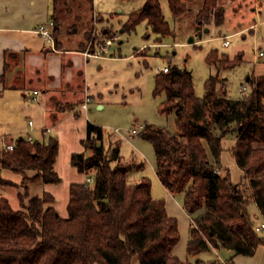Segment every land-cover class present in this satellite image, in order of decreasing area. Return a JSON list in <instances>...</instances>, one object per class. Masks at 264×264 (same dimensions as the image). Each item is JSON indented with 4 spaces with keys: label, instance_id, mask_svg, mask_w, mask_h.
Masks as SVG:
<instances>
[{
    "label": "trees",
    "instance_id": "1",
    "mask_svg": "<svg viewBox=\"0 0 264 264\" xmlns=\"http://www.w3.org/2000/svg\"><path fill=\"white\" fill-rule=\"evenodd\" d=\"M193 1L168 0L173 17L188 13ZM219 1L204 0L198 28L212 17L216 26L224 23L225 8ZM52 2L58 38L64 24L60 16L72 10L62 7L69 0ZM77 15L73 28L82 19ZM142 22L160 40L172 34L161 0H145L129 15L124 31L130 33ZM206 60L218 72L205 82L202 99L187 68L175 65L170 73H156L153 94H166L159 112L175 114L177 131L146 123L141 136L154 146L162 185L184 195V207L192 217L188 254L197 256L214 247L252 256L264 245L249 211L255 203L264 218V75L248 78L250 93L230 99L227 86L220 87V73L240 65L243 55L231 59L212 50ZM234 134L232 153L244 173L240 182L222 168V141ZM104 139V129L88 122L83 144L91 154L76 152L71 164L81 173H93L94 182L71 184L67 218L56 210L53 194L29 192L31 182H61L55 169L58 138L45 136L31 143L19 137L14 150H0V170L22 175L16 183L0 174V186L23 187L18 209L8 198H0V264H192L173 254L180 242L178 220L168 214L165 199L153 196L152 180L143 176L130 181L132 172L141 171L144 164L125 161L120 143L106 150Z\"/></svg>",
    "mask_w": 264,
    "mask_h": 264
},
{
    "label": "rangeland",
    "instance_id": "2",
    "mask_svg": "<svg viewBox=\"0 0 264 264\" xmlns=\"http://www.w3.org/2000/svg\"><path fill=\"white\" fill-rule=\"evenodd\" d=\"M89 1L69 0L66 7L62 6L72 11L60 16L64 24L59 36L64 38L69 46H81L80 48L85 50L95 32L116 29L123 31L122 43L112 61L97 60L90 64V67L94 68L91 79L98 85V92H93L95 100L87 111V118L83 113L72 116L60 128L54 125L51 133L46 134L58 138L64 154L70 145L79 147L83 144L82 141L87 136L88 120L104 129L106 150L111 151L120 143L123 159L133 160L137 164L143 163V169L138 172H143L149 177L155 173L156 155L153 144L141 136L140 131L143 130L141 126L149 123L171 132L177 131L175 114L163 115L159 112L166 94L162 93L160 96L153 94L158 68L176 65L190 70L194 77L196 95L201 99L205 96V82L218 72L217 67L208 64L206 60L212 50H218L220 56L229 55L231 59L238 54L243 55V62L240 65L220 73V87L227 86L230 99H238L242 95L243 86H247L245 93H250L248 78L264 75V0H220V6L225 8L224 23L216 26L212 17V21L203 23L200 28L197 15L204 0H194L190 5L191 10L179 18L173 17L168 0H161L164 17L172 31L171 35L162 40L148 27L147 22L140 23L130 33L124 31V24L129 15L139 10L145 0ZM75 15L82 18L81 22L76 24L77 28H73ZM224 40L229 42L228 46L224 45ZM99 65L103 68L98 71ZM28 92V89L25 90L30 97L28 102L26 101L27 104L37 106L41 99L40 95L33 100V91ZM100 93L101 96L98 95ZM99 102L103 104L102 108L97 106ZM6 120L7 118L0 112V136L13 134L5 129L8 127ZM28 120L25 119L26 125ZM134 128L140 133L130 136ZM11 137L16 138L15 135ZM8 141L6 139V142ZM235 144V134L223 139L222 168L229 170L234 182H240L244 178V173L236 164L232 153ZM3 149L2 146L0 150ZM82 149L88 156L91 154L84 145ZM64 154L59 157L61 174H58L65 181L66 187H69L70 178L83 179V182L87 183V177H94L93 173L86 176L75 169L70 158L64 157ZM0 174L17 182L22 180L21 174L11 170L2 169ZM28 174L33 175L34 172L29 171ZM131 177L130 181L135 182ZM20 191L23 192V187L17 190L13 186H0L2 196L9 198L15 208L19 207ZM255 207L252 203L251 210ZM257 222V225H260V220ZM259 234L264 237V231ZM205 256L210 258L207 260L208 264L219 259L215 253H206Z\"/></svg>",
    "mask_w": 264,
    "mask_h": 264
},
{
    "label": "crops",
    "instance_id": "3",
    "mask_svg": "<svg viewBox=\"0 0 264 264\" xmlns=\"http://www.w3.org/2000/svg\"><path fill=\"white\" fill-rule=\"evenodd\" d=\"M52 16V0H0V77L3 76L0 78V112L7 118L6 131L13 133L0 136V149L6 139L9 140L8 142L15 143L19 137L29 135L35 140L43 141L47 136L46 129L52 131L54 125L60 128L68 118L80 113L85 114L87 118V111L82 109V105L87 96L92 98L91 104H93L95 100L93 92L98 90V85L91 79L94 68H91L90 64L97 60L112 61L115 57L114 55V57L86 58L82 54L84 50L80 48L81 46H69L61 36L58 38L54 36L53 48L48 40L35 32L41 24L52 20ZM6 65L9 66L7 70ZM102 68V65H99L98 71ZM27 89L28 93L40 91L41 99L37 106L27 104V100L30 99L25 93ZM98 95L101 96V93ZM97 106L102 108L103 104L99 102ZM27 118L29 120L26 125ZM30 121H33V126H30ZM130 134L135 136L131 132ZM12 135L16 138L11 137ZM83 145L79 147L70 145L64 154L60 143L55 163V169L59 174H61L59 157L64 154V157H69L71 161L72 155L76 152L87 154L82 149ZM131 176L138 181L146 175L143 172H136ZM149 177L152 180L153 196L156 199H165L168 214L178 220L180 242L174 248L173 254L180 260L192 264H208L207 260L210 258L205 254L215 253L219 259L214 263L211 261L212 264H264V245H260L252 256L214 247H210L208 251L197 256L189 255L188 243L191 236L192 217L184 207V195L170 193L158 178L156 167L155 173ZM76 182L84 183L83 179L78 178H70L69 187H66L63 178L59 184L31 182L29 192L31 196L41 195L44 192L53 194L56 210L60 216L67 218L70 187ZM16 189L19 190V188ZM2 195L3 193L0 192V198L5 197ZM255 206L251 210L250 205L249 211L257 227L264 223V218L258 206L256 204ZM20 207L19 201L18 208ZM259 220L260 225H257ZM134 264H140V262L137 261Z\"/></svg>",
    "mask_w": 264,
    "mask_h": 264
},
{
    "label": "built area",
    "instance_id": "4",
    "mask_svg": "<svg viewBox=\"0 0 264 264\" xmlns=\"http://www.w3.org/2000/svg\"><path fill=\"white\" fill-rule=\"evenodd\" d=\"M54 28L55 23L54 20H50L47 23L41 24L38 29L35 30L36 33L40 34L44 39L48 40L52 47L54 48L55 44V38H54ZM122 32L116 29H103L100 30V32H95V35L91 39L88 47L82 51V54L86 58H103V57H114L115 52L119 49L120 44L122 43ZM224 45L228 46L229 42L227 40H224ZM171 66H165L162 69L158 68L157 73H170ZM247 90V86L242 87V93H245ZM39 95V91L35 90L32 94V99L36 100L37 96ZM93 102L92 98L90 96H87L84 100V103L82 105V109L84 111H88L90 104ZM33 121H30V126H33ZM144 127L141 126V130ZM50 129H46V133H50ZM116 132H120L119 130H116ZM132 134L138 135L140 132L134 128L131 131ZM28 141L33 143L35 139H33L31 136L27 135L25 137ZM3 148L6 151L14 150L15 143L13 142H4ZM94 178L88 177L87 183L93 184ZM256 231L258 233L264 231V223L261 226L256 227Z\"/></svg>",
    "mask_w": 264,
    "mask_h": 264
}]
</instances>
